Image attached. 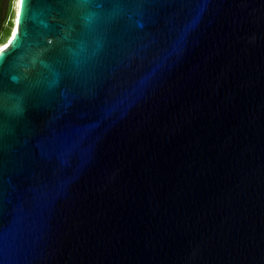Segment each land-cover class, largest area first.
I'll return each instance as SVG.
<instances>
[{
    "label": "water",
    "instance_id": "1",
    "mask_svg": "<svg viewBox=\"0 0 264 264\" xmlns=\"http://www.w3.org/2000/svg\"><path fill=\"white\" fill-rule=\"evenodd\" d=\"M0 264H264V0H18Z\"/></svg>",
    "mask_w": 264,
    "mask_h": 264
},
{
    "label": "rangeland",
    "instance_id": "2",
    "mask_svg": "<svg viewBox=\"0 0 264 264\" xmlns=\"http://www.w3.org/2000/svg\"><path fill=\"white\" fill-rule=\"evenodd\" d=\"M17 1L18 0H9L10 10L8 14L5 16V21L0 23V48L4 44H6V42L11 37L12 30L14 27L15 15L17 11V4H18ZM7 3H8V0H3V10H2L1 16H3L4 14V8L6 7ZM8 26H9V32L7 35H5L3 29Z\"/></svg>",
    "mask_w": 264,
    "mask_h": 264
},
{
    "label": "trees",
    "instance_id": "3",
    "mask_svg": "<svg viewBox=\"0 0 264 264\" xmlns=\"http://www.w3.org/2000/svg\"><path fill=\"white\" fill-rule=\"evenodd\" d=\"M2 10H3V0H0V23L5 21V16L8 14L10 10L9 0H8V3L6 4V7L4 8L3 16H1ZM3 31H4V34L7 35L9 32V26L5 27Z\"/></svg>",
    "mask_w": 264,
    "mask_h": 264
},
{
    "label": "bare ground",
    "instance_id": "4",
    "mask_svg": "<svg viewBox=\"0 0 264 264\" xmlns=\"http://www.w3.org/2000/svg\"><path fill=\"white\" fill-rule=\"evenodd\" d=\"M17 2H18V1H17ZM13 30H14V27H13ZM13 30H12V31H13ZM4 45H5V44H4ZM4 45H3V46H4ZM3 46H1V48H2ZM1 48H0V49H1Z\"/></svg>",
    "mask_w": 264,
    "mask_h": 264
}]
</instances>
